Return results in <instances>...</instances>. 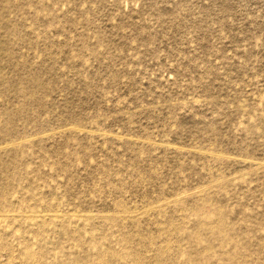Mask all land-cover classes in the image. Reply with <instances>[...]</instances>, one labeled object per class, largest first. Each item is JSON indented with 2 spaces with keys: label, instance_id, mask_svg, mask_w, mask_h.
I'll list each match as a JSON object with an SVG mask.
<instances>
[{
  "label": "rangeland",
  "instance_id": "1",
  "mask_svg": "<svg viewBox=\"0 0 264 264\" xmlns=\"http://www.w3.org/2000/svg\"><path fill=\"white\" fill-rule=\"evenodd\" d=\"M0 264H264V0H0Z\"/></svg>",
  "mask_w": 264,
  "mask_h": 264
}]
</instances>
